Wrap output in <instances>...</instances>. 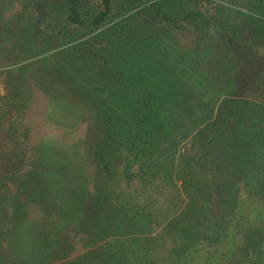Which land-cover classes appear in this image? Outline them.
I'll return each mask as SVG.
<instances>
[{
  "label": "trees",
  "instance_id": "1",
  "mask_svg": "<svg viewBox=\"0 0 264 264\" xmlns=\"http://www.w3.org/2000/svg\"><path fill=\"white\" fill-rule=\"evenodd\" d=\"M150 1L154 3L138 11L143 22L161 30L174 28V12L159 0ZM63 3L68 27L90 35L99 31L77 46H89L84 55L93 57L92 68L81 61L66 77L88 78L82 101L97 109L101 139L86 161L72 149L59 154V139H46L40 152H31V129H23L26 84L12 77L6 94L0 95V195L23 196L27 202V196L43 194L47 201L36 204L49 209L38 220L28 208L22 218L9 215L0 260L264 264V103L245 106L228 98L246 85L243 73H256L240 70L218 104L208 98L212 88L194 64L185 69L193 80L189 86L172 68L162 65L161 72L160 61L155 64L148 55L150 39L156 37L142 39L140 25L130 19L106 27L113 0ZM249 11L243 15L247 25L264 38V0H251ZM133 37L141 38L137 45L143 49L135 56H144L141 66L135 68V60L127 72L122 65L130 55L121 48ZM235 39L226 37L232 45ZM113 72L120 84L111 94L103 80ZM87 161L98 169L95 181L87 173ZM40 178L42 190L34 183ZM28 201L30 207L32 198Z\"/></svg>",
  "mask_w": 264,
  "mask_h": 264
},
{
  "label": "rangeland",
  "instance_id": "2",
  "mask_svg": "<svg viewBox=\"0 0 264 264\" xmlns=\"http://www.w3.org/2000/svg\"><path fill=\"white\" fill-rule=\"evenodd\" d=\"M113 1L112 19L106 27L116 22L127 24L131 19L135 26L140 25L144 29L142 39L156 37L150 39L148 55L152 56L155 64L160 61L161 72L164 71L162 65H166L175 70V75L182 74L185 85L189 86L193 80L185 69L194 64L198 73L206 74L212 88L208 92V98L220 104L227 98L226 88L232 81H237L239 71L250 70L256 74L251 77L243 73V82L246 85L238 90L237 96L228 98L244 102L245 106H250L249 102L264 103V38L259 33H253V26H248L243 17L251 14V0H170V5L165 3L167 0H159L161 7L163 4L165 9L175 14V27L170 31L153 28L138 15V11L145 4L154 2ZM131 2L137 3L132 5ZM63 6V0H0V95L6 94L12 77L25 82L28 97L26 124L23 129H31V152H40L46 139H59L62 140L60 148L56 150L59 154L72 149V152L86 161L93 143L101 139L98 111L82 101V92L86 90L83 87L88 84L84 79L88 78L66 76L70 74L69 71H75L81 61H87L92 68L93 57L89 59L84 55L89 46H82V49L77 46L97 35L99 31L90 35L77 27H68ZM254 17L260 18L257 13ZM86 33L88 36H85ZM227 36L236 38V42L232 45L226 40ZM140 37L131 38L128 45L121 48L134 57L129 56L123 62L122 67L127 72L135 67L131 64L135 60V68L141 66L140 61L144 55L139 58L135 56L143 50L137 45ZM187 51L193 52L190 57L185 56ZM81 66L83 71L88 70V66ZM176 66L178 69H175ZM175 77L173 80L177 81ZM115 78L113 72L107 81L103 80L111 94L114 86L120 84ZM89 161L87 173L95 181L100 174L96 165ZM37 165L39 168L43 167L41 163ZM64 180L68 181V178L65 177ZM42 182L41 178L37 183L34 182L40 190ZM43 189L51 191L47 185ZM57 191L53 190V193ZM27 197L28 200L32 198L30 207L29 201L24 202L23 196L14 198V195H0V240L9 215L16 214L22 218L21 212L28 208L26 211L31 210L32 219L38 220L40 213L43 214L49 209L36 204L46 202L45 195L33 193ZM69 244L74 246L72 241ZM0 245L1 251L2 242ZM0 264L7 262L0 260Z\"/></svg>",
  "mask_w": 264,
  "mask_h": 264
}]
</instances>
